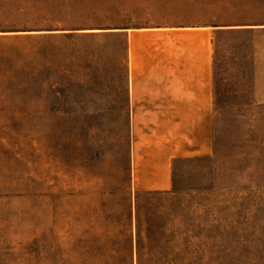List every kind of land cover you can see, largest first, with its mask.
<instances>
[{
  "label": "rangeland",
  "instance_id": "374dc122",
  "mask_svg": "<svg viewBox=\"0 0 264 264\" xmlns=\"http://www.w3.org/2000/svg\"><path fill=\"white\" fill-rule=\"evenodd\" d=\"M128 32L201 51L212 85V153L165 191L129 184ZM129 242L135 264H264V0H0V264H126Z\"/></svg>",
  "mask_w": 264,
  "mask_h": 264
},
{
  "label": "crops",
  "instance_id": "0c3cea01",
  "mask_svg": "<svg viewBox=\"0 0 264 264\" xmlns=\"http://www.w3.org/2000/svg\"><path fill=\"white\" fill-rule=\"evenodd\" d=\"M141 36L155 43L135 48ZM156 37L126 33L127 156L129 184L135 190L165 191L174 159L212 153L213 93L210 82L203 81L202 52L198 66L188 64L186 50L162 47ZM188 69L195 75L189 77ZM128 253L126 264H135L130 242Z\"/></svg>",
  "mask_w": 264,
  "mask_h": 264
},
{
  "label": "trees",
  "instance_id": "16d2710c",
  "mask_svg": "<svg viewBox=\"0 0 264 264\" xmlns=\"http://www.w3.org/2000/svg\"><path fill=\"white\" fill-rule=\"evenodd\" d=\"M221 30H223V29H217L216 32H214V34H215V33H219V32H221ZM223 31H224V30H223ZM213 52H214V51H213ZM212 61H213V56H212Z\"/></svg>",
  "mask_w": 264,
  "mask_h": 264
}]
</instances>
